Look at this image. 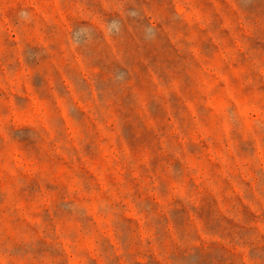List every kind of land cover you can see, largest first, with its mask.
I'll return each instance as SVG.
<instances>
[{
  "label": "rangeland",
  "instance_id": "1",
  "mask_svg": "<svg viewBox=\"0 0 264 264\" xmlns=\"http://www.w3.org/2000/svg\"><path fill=\"white\" fill-rule=\"evenodd\" d=\"M0 264H264V0H0Z\"/></svg>",
  "mask_w": 264,
  "mask_h": 264
}]
</instances>
